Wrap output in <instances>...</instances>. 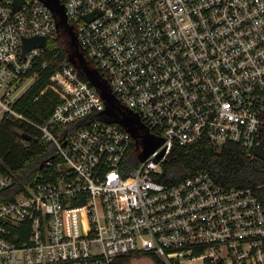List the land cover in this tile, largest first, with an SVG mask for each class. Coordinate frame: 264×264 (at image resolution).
I'll use <instances>...</instances> for the list:
<instances>
[{"label":"built area","instance_id":"1","mask_svg":"<svg viewBox=\"0 0 264 264\" xmlns=\"http://www.w3.org/2000/svg\"><path fill=\"white\" fill-rule=\"evenodd\" d=\"M15 1L0 0V122H30L53 153L27 181L0 170V192L13 189L0 203V264H264V205L252 188L208 172L157 179L175 145L236 143L259 158L264 0H59L87 65L161 141L144 160L141 143L101 117L99 90L58 53L48 120L18 109L62 27L43 0ZM37 36L46 46L24 52Z\"/></svg>","mask_w":264,"mask_h":264},{"label":"trees","instance_id":"2","mask_svg":"<svg viewBox=\"0 0 264 264\" xmlns=\"http://www.w3.org/2000/svg\"><path fill=\"white\" fill-rule=\"evenodd\" d=\"M69 40L66 27L60 29L54 40H49L45 56L50 64L20 97L18 109L33 123H45L59 101L58 95L48 89L56 66L52 56L58 53L57 61L66 62ZM52 153V146L42 140L40 131L30 122L21 119H3L0 122V170L14 174L17 181L32 178L42 161ZM135 154L134 148L130 155L131 166L138 163ZM198 172H208L224 185L250 187L264 205V161L248 159L240 145L230 143L218 148L206 140L189 146L175 145L157 179L176 183ZM12 191L9 188L0 192V203L11 198Z\"/></svg>","mask_w":264,"mask_h":264},{"label":"water","instance_id":"3","mask_svg":"<svg viewBox=\"0 0 264 264\" xmlns=\"http://www.w3.org/2000/svg\"><path fill=\"white\" fill-rule=\"evenodd\" d=\"M24 0H16L15 5L16 9L20 8ZM47 5H49L54 13L57 15V26L66 27L69 35V53L68 61L75 65L78 70L99 90L102 98L105 100L106 108L100 113L101 117L109 123H118L123 126L128 132H130L137 143H141L142 149L138 155L139 160L146 159L155 149L161 144L159 139H154L150 136L149 132L145 130L144 125L136 114L131 112L123 111L118 103L114 94L111 92L109 86L103 81L96 70L91 69L86 62V59L81 52L77 36L72 28L69 25L66 10L63 4L59 0H43ZM45 37H32L24 39V52L29 49L36 47H45L46 46ZM140 130H144V140L139 142ZM29 139V136H24ZM255 154L260 159L264 160V140L257 147Z\"/></svg>","mask_w":264,"mask_h":264},{"label":"rangeland","instance_id":"4","mask_svg":"<svg viewBox=\"0 0 264 264\" xmlns=\"http://www.w3.org/2000/svg\"><path fill=\"white\" fill-rule=\"evenodd\" d=\"M31 82H32V80H27L26 82H24L22 84V86L19 88V90L20 91H25L29 87V85L31 84Z\"/></svg>","mask_w":264,"mask_h":264},{"label":"bare ground","instance_id":"5","mask_svg":"<svg viewBox=\"0 0 264 264\" xmlns=\"http://www.w3.org/2000/svg\"><path fill=\"white\" fill-rule=\"evenodd\" d=\"M262 160V159H261Z\"/></svg>","mask_w":264,"mask_h":264}]
</instances>
